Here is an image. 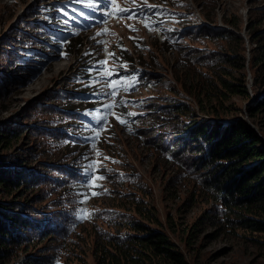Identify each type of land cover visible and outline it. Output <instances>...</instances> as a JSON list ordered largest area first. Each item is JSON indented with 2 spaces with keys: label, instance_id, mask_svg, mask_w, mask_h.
<instances>
[{
  "label": "rangeland",
  "instance_id": "374dc122",
  "mask_svg": "<svg viewBox=\"0 0 264 264\" xmlns=\"http://www.w3.org/2000/svg\"><path fill=\"white\" fill-rule=\"evenodd\" d=\"M80 1L86 0H0V78L7 74L15 77L12 81L6 79L8 83L0 88V126L16 122L22 128L12 148L0 149V154L17 158L29 149H45L46 153L40 151L41 156L33 155L31 164L41 168L40 163H44L41 170L35 169L46 176L49 174L52 181L64 177L48 166L49 161L67 167L74 163L83 169L76 181L70 179L57 193H52L56 189H51L53 185L46 182L34 191L25 190L18 200L26 198V203L32 204L29 216L39 223L44 220L41 223L44 231L56 232L43 234L39 224L33 223L36 229L28 230L27 244L16 249L4 264H108V254L100 251L104 242L119 238L121 242L116 250L109 247L107 251L120 257L122 252L118 250L128 247L132 242L128 240L145 235L140 230L129 229V222L167 234L184 255L186 264H264V234L250 233L231 223L216 194L205 188L207 171L198 158L197 146L180 141L172 147V134H167L159 144L143 132L135 135L143 126L142 119L150 114V106L161 114L169 113L170 103H184L192 108L194 118L185 115L168 120L170 128L174 124L178 130L192 124L191 121L210 119L199 111L195 100L174 77L182 68L190 78L198 72L209 76L216 74L214 70L219 72L217 66L211 67L212 61L199 69L179 60L173 40L188 25L195 32L205 23L241 35L243 50L239 53L245 57V65L242 71H231L237 77L244 74L246 86L252 91L254 74L248 60L254 45L248 41V34L254 28H247L259 22L256 29L264 30V0H147V5L154 6L151 8L143 6L144 0H136L135 4L132 0H117L119 6L136 13L149 9L147 15L154 22L153 30L144 26L143 17L128 20V13L103 27L101 5L92 8ZM71 3L74 8L63 9L64 4ZM205 15L214 21H207ZM128 25L137 30L132 31ZM72 40L77 48L80 46L78 54L75 46L69 51L66 49ZM165 40H168L165 43L168 50L162 46ZM179 42L196 48L201 58L209 57V53L225 44L224 40L205 37H186ZM103 60L108 61L107 65L98 63ZM102 67L114 75L99 76ZM136 71L145 73L144 84L138 80ZM132 78H135L134 85L125 89L123 82ZM108 79L122 81L115 97L105 95L111 91L106 86ZM71 91L73 95L67 94ZM254 99V96L249 99L231 96L220 103L223 109H229L226 119L246 120L264 139V109L253 117L248 116ZM66 100L89 115L90 125L86 118L82 124L70 117L62 118L50 107L64 104ZM113 100L117 104L124 102L111 111L128 123L121 124L113 115H108L103 122L105 128L96 137L99 125L93 114L98 110L104 114L107 110L102 105ZM140 116L145 117L138 119ZM71 122L75 126L68 127L76 135L74 142L78 145H67L66 141L43 135H53V127L60 130V126ZM16 127L12 124L9 129ZM30 128H33L31 132ZM90 164L94 165L91 169ZM98 175L105 177L93 181L99 187L85 186L86 181ZM92 191L102 194L91 196ZM84 194L91 198L81 203ZM130 194L144 201L152 220L135 214L127 204L124 208L117 206ZM15 196L6 198L17 200ZM34 196L37 201L30 202ZM80 209H87L91 215L80 219ZM65 212L70 213L68 221L55 220L54 217L66 215ZM128 252L132 257H142L144 263L139 264H164L157 258L142 256L138 246Z\"/></svg>",
  "mask_w": 264,
  "mask_h": 264
},
{
  "label": "trees",
  "instance_id": "16d2710c",
  "mask_svg": "<svg viewBox=\"0 0 264 264\" xmlns=\"http://www.w3.org/2000/svg\"><path fill=\"white\" fill-rule=\"evenodd\" d=\"M204 17L209 22L214 21L211 16L205 15ZM259 24V22H256L253 26H248L247 28L248 30L251 27L254 28L253 32L248 34V41L254 45L250 49L251 54L248 60L254 74L252 91L246 86L244 74L237 77L231 71H242L246 61L245 57L239 53L243 50L241 48L243 38L239 33L225 28L211 27L205 23H201L196 32L195 29H190V25L183 28L176 35V41L173 40V47H176L177 52H179V60L184 61L186 64L200 67L199 69L209 65L212 61L213 65L211 67L217 66L216 68L219 70V72L214 70L213 72L216 74L211 72L210 76L209 73L205 72L194 73L191 78L189 75H185L186 69L184 68L179 71L180 73H174L175 80L180 84L183 91L195 100L199 111L210 119L191 121L192 124L178 130L174 124L170 128L171 124H169L170 121L168 120L175 118V116L181 117L185 115H188L189 118H194L195 112L192 108H189L184 103L178 105L170 103L168 105L169 113L163 112L161 114L157 112V108L150 106L148 117L146 119H142L145 116L138 118L143 120V126L136 131L135 135L143 132L150 135L153 141L159 144L167 137V134L169 136L172 134L174 137L172 147L180 141H184V144L191 142V146L193 144L195 147L197 146L198 154H200L198 158L207 171L205 188L216 194V198H218L222 208L226 214L230 215L231 223L235 227H241L250 233L264 234V139L246 120L241 118L226 119L229 109L228 107L223 109L221 106V103L231 96H239L243 99H249L254 96V102L248 108V116L253 117L255 113L264 109V30L256 29ZM186 37L220 39L224 40L225 44L220 47L219 50L221 51H212L209 53V57L203 56L201 58L196 54V48L188 47L179 42ZM167 41H163L162 46H165ZM75 44H77L75 40L67 43V51L75 46L78 54L80 46L77 48ZM165 49L168 50L166 46ZM11 56L13 55L11 54ZM130 61L133 62L132 59ZM207 74L210 78L207 77ZM136 75L144 84L145 73L136 71ZM6 79L12 81L15 80V77L12 76L11 78L9 74L1 76L0 88H3L1 87L3 83H8ZM67 94L73 95L74 92H67ZM68 103L70 102L66 100L64 104L57 103L54 107H50L60 117H70L77 123L82 124L83 121L79 117L81 115L80 111ZM134 123L135 121L130 127L133 128ZM12 124L17 125L14 130L9 129ZM12 124L0 126L1 150H10L13 142L18 139L22 132L20 124L16 122ZM68 126H75V124L71 122L69 125H62L59 128L60 130L53 127V135L49 133H43V135L45 137L50 136L56 141H66L69 143L67 145H78L74 142L77 138L76 135L73 134V130H69ZM32 129L30 128L29 132ZM40 151L46 153L45 149L34 148L23 152L17 158L11 155L7 156L8 154H0V264H4L21 245L25 246L27 244L28 230L36 229L33 223L37 222L41 231L44 228V225H41L44 220L39 223V221H35L33 217L29 216L33 210L32 204H27L28 200L26 198H23V201L18 200L22 198L25 190L34 191L39 189L38 185L46 182V184L53 185L51 189H56L52 193L57 190L61 191L67 181L70 179L76 181L79 174H81L80 171L83 170L78 164L71 163L67 167V165L60 166L53 161H49L48 166L57 172L59 171V174L64 177L62 180L52 181L49 174L46 176V174L37 172V170H41L44 163H40L41 168L34 167L31 164L34 159L33 155L41 156ZM56 160H60V158ZM75 185L77 188L80 187L78 184ZM13 196L17 200L6 198ZM36 199L37 196L31 197L30 202ZM123 199L121 204L117 205L119 208H124L127 204L135 214L143 219L152 220L148 216L149 212L144 201L138 200L131 194L124 196ZM65 214L54 218L58 221L61 219L68 221L70 213L65 212ZM51 216L53 217V215ZM127 224H129V229L133 231L140 230L145 235L140 238L133 237L135 239L129 238L128 242L131 240L132 242L128 243V247H125L124 250L121 248L118 250L122 252L120 257L107 251L109 247L116 250L121 242L119 238L111 239L113 240L111 242H104L103 249L100 251L108 254V264L144 263L142 257H132L128 252V250L130 251L131 248H136L137 246L140 247L142 256L147 259L157 258L164 264H186L184 255L176 248L167 234L150 230L138 222H129ZM54 231L56 232V230ZM54 231L43 230L42 232L43 234L45 232L53 234ZM42 232L39 234H42ZM126 240L127 237L124 238L123 242Z\"/></svg>",
  "mask_w": 264,
  "mask_h": 264
},
{
  "label": "snow or ice",
  "instance_id": "6c2138e0",
  "mask_svg": "<svg viewBox=\"0 0 264 264\" xmlns=\"http://www.w3.org/2000/svg\"><path fill=\"white\" fill-rule=\"evenodd\" d=\"M104 2H105V0H86L87 6L92 7V8H98L99 5L101 3H104ZM132 2L135 4L136 0H132ZM106 4H107V10L104 12V14L106 16L115 14L118 18L123 19L124 17L121 16L120 14L128 13V16L126 17L128 20H132V19L139 20V19H141V17L133 9L119 6V4L117 3V0H106ZM137 6L140 7L141 5H137ZM143 6H147L149 8L154 7L152 5H147V0H144ZM143 23H144V26L146 28H148L149 30H153L151 25L154 22L151 20V17H149L148 15L145 14V16L143 17ZM128 27L132 31L137 30L132 25H128ZM105 31H107V30H105ZM112 55H114V53H109V56H112ZM98 63L101 65H107L108 61L103 60V61H99ZM98 75L102 76V77H109L110 78L114 75V73L111 70H109L107 67H102L99 70ZM93 83H99V81H93ZM134 83H135V78H132L131 81H124L123 82L125 89H127V87L133 86ZM121 85H122L121 80L108 79L106 81V86L108 88H110L111 91L109 93H105V95L115 97L117 95V89L119 87H121ZM123 103H124L123 101L119 102V104H123ZM119 104H117V102L113 100L111 103H107V104L102 105V107L107 110L104 114H100L99 110L93 114L94 118L96 120V123L99 125V129L95 130V136L96 137H99L100 131L105 128V124L103 122H105L107 120L108 115H113L115 117V119L121 124L126 125L128 123V121L126 119H124L120 114L113 113L111 111L114 107L119 106ZM127 115L134 116L135 113H128ZM93 167H94L93 164H90L88 166V168H90V169ZM103 179H105V177L102 175L91 177L88 181H86L85 186L90 188V189L94 188V187H99V185L95 184L93 181H98V180H103ZM100 194H102V193H97L95 191L91 192V196H97ZM90 198L91 197L88 194H84V199L81 201V203H85ZM80 213H81V215L79 217L80 219H86V218H88L89 215H91L90 213L87 212V209H80Z\"/></svg>",
  "mask_w": 264,
  "mask_h": 264
}]
</instances>
